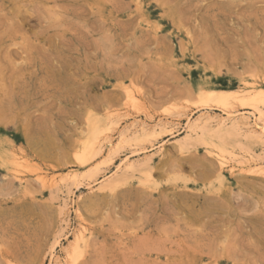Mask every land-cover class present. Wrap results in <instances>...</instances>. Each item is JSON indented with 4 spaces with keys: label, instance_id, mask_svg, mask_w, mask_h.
<instances>
[{
    "label": "rangeland",
    "instance_id": "rangeland-1",
    "mask_svg": "<svg viewBox=\"0 0 264 264\" xmlns=\"http://www.w3.org/2000/svg\"><path fill=\"white\" fill-rule=\"evenodd\" d=\"M263 77L264 0H0V264H264Z\"/></svg>",
    "mask_w": 264,
    "mask_h": 264
},
{
    "label": "bare ground",
    "instance_id": "bare-ground-1",
    "mask_svg": "<svg viewBox=\"0 0 264 264\" xmlns=\"http://www.w3.org/2000/svg\"><path fill=\"white\" fill-rule=\"evenodd\" d=\"M138 5V4H137ZM136 5V6H137ZM142 15H144L143 13H142ZM142 15H141V17H142ZM143 18V17H142ZM158 42V41H157ZM149 44H151V43H149ZM159 44V43H158ZM160 46V45H159ZM189 76V75H188ZM264 78V77H263ZM261 80V79H260ZM255 81V80H254ZM263 81V80H262ZM242 83H243V81H241ZM248 82V81H247ZM258 82V81H257ZM256 82V83H257ZM264 82V81H263ZM250 83V82H249ZM217 84V83H216ZM245 84V83H244ZM255 85V84H254ZM256 89V88H255ZM203 98L201 99L202 100V103L201 104H203V106H205V107H209L210 108V106L212 105V106H217V107H219V108H221V109H223L224 111H226V113H227V115L226 116H228L227 117V119L226 120H224L223 122H218V128H219V130L220 131H222L223 129H224V127H226L227 126V124H226V121H229L230 123H231V125L233 126L232 127V130L234 129V130H238V131H243V132H245L244 131V129L245 128H243L242 127V125H240V124H238L237 123V119H235L234 117V113L232 112V100L234 99V100H238V101H241V103H242V106L241 107H249V109L250 108H252L253 107V109H252V111L254 110V112H252L253 114L254 113H256L253 117H255V120H254V123L251 125V128H248V125L250 124H248V125H244L245 127H247V129H245L246 130V132L249 134L248 135V137H250V138H254V139H256V140H259V141H261L262 142V144H264V114H263V110L260 108V106H264V90L263 89H260V90H257L256 92L254 91V92H249V93H242L241 95H239V96H234V95H232V94H226V93H223V92H221V91H217V90H212V91H204L203 93H202V95H201ZM201 102V101H200ZM235 102V101H234ZM212 106H211V108H212ZM206 109V108H205ZM231 109V110H230ZM223 110H221V111H223ZM233 111H235L234 109H233ZM234 114V115H233ZM252 114V115H253ZM210 118V117H209ZM246 118V117H245ZM244 118V119H245ZM214 119V118H213ZM239 119V118H238ZM243 119V118H242ZM244 119H243V121H244ZM247 119V118H246ZM245 119V120H246ZM240 120V119H239ZM248 120H250V119H247L246 121H248ZM209 121V120H208ZM242 121V120H241ZM242 121V122H243ZM245 122V121H244ZM245 124V123H244ZM247 124V123H246ZM211 125V124H210ZM217 125H216V127H217ZM230 125V124H229ZM149 126V125H148ZM208 128V127H207ZM96 129V128H95ZM194 129V128H193ZM205 130H202V131H207L206 130V128H204ZM215 130V129H214ZM217 130V129H216ZM233 130V131H234ZM108 131V130H107ZM211 132H212V129L210 130ZM101 133L103 132V130L102 131H100ZM105 132V131H104ZM109 132V131H108ZM228 132V131H227ZM246 132H245V135H246ZM146 133V132H145ZM220 132L218 131V133H217V135L219 134ZM225 133V132H224ZM240 133V132H239ZM105 134H107V133H105ZM123 134V133H122ZM121 134V135H122ZM223 134V133H222ZM221 134V135H222ZM230 134V133H229ZM228 133H226V135H229ZM101 135H103V134H101ZM108 136V135H107ZM107 136H106V139H107ZM216 136V135H215ZM214 136V137H215ZM99 137V136H98ZM104 137V136H103ZM227 137V136H226ZM242 137V136H241ZM243 137H244V135H243ZM109 138V137H108ZM204 138V137H203ZM213 138V137H212ZM99 139V138H98ZM104 139H105V137H104ZM104 139H103V141H104ZM106 139H105V141H106ZM221 140V139H220ZM244 140H246V139H244ZM87 141V140H86ZM85 141V142H86ZM223 141V140H222ZM247 141H250L249 139H247ZM258 141V142H259ZM97 142V141H96ZM87 143V142H86ZM95 143V142H94ZM99 145L101 144V143H98ZM237 144V143H236ZM90 145V144H89ZM95 145V144H94ZM105 145L106 144H104V146H102V145H100V146H102V147H105ZM84 147L86 146V144H84L83 145ZM96 146V145H95ZM98 146V145H97ZM238 146V145H237ZM88 147H90L89 149L87 148L86 149V151H85V149H84V151H83V153L81 154V155H79L80 157H79V160H80V162L82 163V164H88V162L90 161L91 162V160L90 159H93L94 160V157L96 156V154H95V147L93 148V147H91V145L90 146H88ZM101 147V148H102ZM97 148V147H96ZM99 149H100V147H98ZM97 148V149H98ZM102 150V149H101ZM220 151H221V149H220ZM100 153H101V151H99ZM264 152V151H263ZM93 154H95V156L93 157V158H90V156L91 155H93ZM98 156V155H97ZM96 159V158H95ZM17 159L15 158L14 159V163L16 162L17 163V161H16ZM150 162V161H149ZM15 163V164H16ZM128 164V163H127ZM124 165H126V164H124ZM129 165L131 166L132 164H130L129 163ZM136 165V164H135ZM138 165V164H137ZM225 164L224 163H221V166H220V168H221V170L223 169V166H224ZM17 166V165H16ZM120 166V165H119ZM133 166V165H132ZM226 166V165H225ZM17 167H19V166H17ZM126 167V166H125ZM129 167V166H128ZM128 167H126V168H128ZM135 167V166H134ZM131 168V167H130ZM137 168V167H136ZM121 169H122V167H121ZM124 169V168H123ZM16 170V169H15ZM128 170V169H127ZM133 170V169H132ZM220 170V169H219ZM137 171H138V169H137ZM140 171H142V170H140ZM232 171V170H231ZM135 172H136V170H135ZM220 172V171H219ZM144 173H146V172H144ZM17 174H20V173H18L17 172ZM16 174V175H17ZM141 174V173H140ZM230 174L232 175V173L230 172ZM236 174V173H235ZM22 175V174H21ZM147 175V174H146ZM145 175V176H146ZM222 175V174H221ZM233 175H234V173H233ZM18 176V175H17ZM144 176V175H143ZM225 176V175H224ZM20 177V176H19ZM18 177V178H19ZM147 177V176H146ZM145 177V178H146ZM234 177V176H233ZM22 178V177H21ZM17 179V178H16ZM20 179V178H19ZM118 179V178H117ZM21 180V179H20ZM120 180V179H119ZM118 180V181H119ZM19 181V180H18ZM24 181V180H23ZM114 181V180H113ZM117 181V180H116ZM121 181V180H120ZM115 183V182H114ZM120 183V182H119ZM142 184H144V183H142ZM22 186V185H21ZM144 186V185H143ZM110 188L112 189V188H114V186H112V185H110ZM27 192V191H26ZM186 192V191H185ZM183 194V193H182ZM185 194V193H184ZM73 202V201H72ZM203 215V214H202Z\"/></svg>",
    "mask_w": 264,
    "mask_h": 264
}]
</instances>
